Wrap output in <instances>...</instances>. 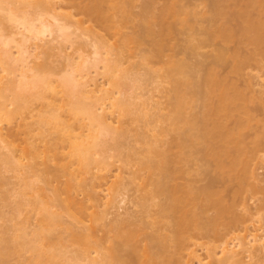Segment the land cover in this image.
Listing matches in <instances>:
<instances>
[{
    "label": "bare ground",
    "instance_id": "obj_1",
    "mask_svg": "<svg viewBox=\"0 0 264 264\" xmlns=\"http://www.w3.org/2000/svg\"><path fill=\"white\" fill-rule=\"evenodd\" d=\"M66 1H68V4H70L71 2V4L75 6L76 0ZM103 1H116L118 9L123 10L122 18L116 21H113L111 19L110 21H113V24H108L107 29H118V27H121L122 24H124L125 21L130 18L131 14L126 10L128 3L125 0H88L82 5L77 2V7L80 13L88 16V19H94L92 21L97 20V22H105V20L109 19H106L103 11L104 9L100 7L101 5H103ZM163 1L164 2L160 7L159 5H157V0H148V2L145 1L140 5V29H143V32L148 36H158V39H155L153 41L152 53L151 55H149V58L151 56H160L161 54L162 42L160 40V37L162 35H165V29H169V27L166 28V15L171 14L179 19L183 17V15L196 14L193 9H189V7L185 6L183 0ZM231 1L232 0L208 1V11H206V13L208 14L209 25L205 27V29H207L208 33H210V37L205 39L204 42L219 37L225 44V47L219 49L212 57V60H210L215 65H220V67L226 65L225 60L227 59L226 56H228L227 54L229 51L228 44L236 43L238 48L237 50L232 51L231 54L233 57H236V60H238V58L239 60L233 65L232 70L230 69L228 72L241 77L244 74V68H246L244 65L245 63H247L248 65V61L252 62L253 60L255 61L254 63H256V65L264 67V22L260 19L261 21L257 20L258 22L256 25H251L248 21V23L245 24L244 29L242 31L240 30L239 33H235L231 29H228V26L226 27L224 23L221 24L223 26L220 25V28L217 27L218 29H213V27L217 26L216 23L218 22V20H220L221 17L224 16L225 9L229 7ZM250 1L251 2L249 3H252V6L262 5V0ZM57 3H59V0H0V159L2 160V162L11 170L16 171V169L19 170V168L21 167L20 171L21 169H23L24 171H27V173L29 172L28 174L31 173L32 175H35L34 178H38L39 175H37V172L39 171L38 166L40 165V163L37 162V159L42 155V157H44V154H49L44 153L48 149L49 152L53 153V156H51L55 158V160L57 159L56 161L60 166L62 172L69 176L65 187V190L67 192L65 193L68 194L65 201H67V203H72V194L70 195L68 192L75 188L72 182L73 180L77 179L80 174H89V177L91 178L90 180L99 179V181H93L95 182L93 183V187L95 188V186H100V184L102 183V181H100V178L104 180L106 179L107 175L112 173L109 172L112 166V163H110V158L112 157V155L107 153V151L112 148L120 151V147L118 145L108 146L109 143L107 142L110 139H115L116 136L118 137L127 133V126L122 123L123 121L121 122V119L125 115H130L133 113L138 119L136 121H139V119L143 121L144 131L142 130V128L141 130L143 132L137 131L135 135L136 139H134L133 143H129L128 145L129 149L127 150V155H125L126 159L124 160L123 158L120 160H124L122 162L125 164L127 163L128 165L132 160L138 159L139 166L141 168L146 169L147 171L148 169H150V172L152 174L153 172L155 174L156 170L157 173H159L158 178L149 182V184L153 185L149 196L151 199H153L154 197H158L160 194L165 195L164 202L160 204L158 203V207H160V212H162L161 214L166 215V219H170L168 220V230H170V235L166 234V239L164 236L162 237V240L165 239L166 241V254H163V257L166 260H163V257L161 256L162 261H160V264H241L242 259L240 255L243 253L245 254V257H248V259H250V262L248 264H264L263 233L260 234L256 231L254 233L248 234V229L250 228L248 224H244V226H242L241 228V225H239L240 217L238 215L234 216L233 213L229 221L226 223V226L228 228H225V231L223 233L221 232V228H219L218 226L219 221H222L221 218L225 217V213L233 212L235 205L234 203L232 204V201L230 204L226 203L225 201L224 203L223 199L220 197L222 194L220 195L221 192L219 189H208L206 187L197 189L192 184L187 185V187H177V185L169 186L168 184H166L168 183L167 179L171 177L169 176V173H172L170 172L171 169H168L171 166L169 164H173L174 160H177L178 158L173 159L174 155L172 157V154L169 152L171 150L170 146V150L166 149V151H162L161 149H158V145L160 142L159 136L163 132V129L160 128L159 124L165 118V113H163V109L165 107V105L163 106L164 102L158 99H160V97L163 98V96L161 95L158 99H156V95L150 92L148 89L147 91L149 92L146 93V89L142 88L141 85L143 82H139V85L142 89H138L139 86L138 84H136L137 87L135 91H131L134 88L133 87L130 90L131 92H125L124 90H122L118 83V79L120 78V76H122V78L123 76H126L127 78V75H129V67L125 68L122 65L130 58V56L132 57L133 55L128 54V57H124L126 60H123L122 57L124 56V54L122 56L123 52L118 50L116 51V53H114V58L110 57L111 51L115 50H111L112 48H110L111 51L109 49H105V46L107 45L106 48H108L109 45L106 42L107 40H105L106 38L104 39L101 34L96 31L93 32L92 30L91 32L96 36V38H91L93 40L95 39L94 41L86 40L84 42L82 41V43H77L76 45L75 43L77 40L75 41V39L72 38V35L76 33L74 32L75 29L73 32L69 30L71 24L73 27L72 22H74L72 21V13L58 12ZM246 18H248V16ZM79 20L80 19H78V24L80 26L78 25L76 28L79 27L81 29L80 32L78 30L79 33H76V35L84 36L86 34V30L82 29L81 27L84 23L82 21L83 24L81 25V21ZM251 23L255 24L252 21ZM156 27L157 29H159L158 31H156ZM91 28L92 27H89L88 30H90ZM80 37L81 36H79V38ZM89 37L87 36V38ZM85 46L91 48L89 53L87 52L89 50H87L86 52L85 50H83V47ZM111 46L109 45V47ZM189 46L190 48H194L193 45ZM59 47L63 50L64 48L67 49V47H69L72 52H65L64 54V52L59 49ZM249 47L251 48V53L246 57L242 55L244 57V59H242L240 57V49ZM55 48H57L56 52L58 50L62 51L63 56L60 53L61 51L59 52L63 58L62 60V58L60 57L63 62H59V66L62 67L58 68V66L55 67V69H53V67L52 70L50 69L51 72L49 71L51 74L46 75L45 72V74H41L46 65L45 63H43V65L38 60L41 59L43 55L45 58H48V55L54 57L52 55V52H54L53 50ZM59 53L57 54L59 55ZM45 54L47 56H45ZM149 58H144V60L146 61L145 65H147V63L148 65L150 64ZM184 62L175 61L166 69L167 72L165 71L168 75H171L172 73V75L175 74L174 76H179V78H174L173 80V83L175 85V92V89L177 88L176 86L178 84H180L181 82L184 84L188 81L190 71L187 70L186 67L190 66H188L187 63L185 64ZM130 65L133 66V64ZM56 68L57 70H59L60 74L59 72H56ZM91 72H94L95 74ZM213 72L215 73V71L213 70L212 73H210V77L213 76ZM54 74L58 77L52 76ZM132 74L135 73L132 72L130 75ZM99 75H101L102 77H106L105 83L108 87L104 88L103 85H100L97 82L96 76ZM187 75L188 77H186ZM245 75L246 73L244 74V76ZM132 76H130L131 78H129L128 76V78L132 80L130 81V84L134 81V83H137V80L139 79L138 74ZM210 77H207L208 79L204 80L203 83L201 82L198 87H205V90H203V93H206L205 95L210 93L217 94V102H215V104L212 103V105L208 104L209 107L205 110L202 109L199 113H191V111H189L188 113H186V115L184 111L186 107L184 104L185 102L183 103V99L179 98L178 95H175V97H173V101L171 102L172 113H170L169 117L165 119L167 125L164 131H166L167 135L171 134L170 132L175 133V130H178L179 135L177 131L176 133L179 137L175 139L177 140V143L176 141L175 143L178 147L180 146V150L185 148L186 146H190L186 142H188V140H190L191 138H194L195 141L199 140L198 143H202L203 145V148L201 150H204L206 156H210L215 159L219 171L228 172L225 174L223 173V175H229V177L226 175V178L228 177L227 179H234L235 177H238V175H243V177L247 175L255 176L256 174L254 173V169L251 168L252 166L250 161L253 157L256 158V156V159H258V156L261 155L258 154L260 153V151L264 152V115L262 119H258L260 120V123L256 120L259 123L258 125L260 126L259 130L261 129L262 131L260 130L259 133L257 131V134L255 133V136L251 140L246 141L245 132L248 133V131L246 130H248L249 128H253L250 127L253 123L249 122L257 118V111L255 110L256 107L253 108L254 106H249L251 104L250 102H254L255 98L253 99V96L250 97L251 95L247 96V93L245 92V89L247 88L252 89L253 84L249 82L250 84H247L248 86L247 88L245 86V89L243 87H238V85L235 86V84L232 83L229 87V84H226L224 80L222 83V78L219 77L218 79H216L218 76H216V78H214L215 76H213L212 78ZM141 79L143 78L141 77ZM148 79L149 78H147L146 80L144 77V80L147 82L149 81ZM151 81H153L152 78ZM120 83L122 84L121 81ZM231 86L232 89L234 88L233 92H228L227 90H229V88L232 91ZM143 89L145 90L144 93L142 91ZM136 90H141L142 92L138 93V91L136 92ZM215 90L217 91V93L215 92ZM258 90H260L261 93H264L263 89ZM261 98L259 100H261L260 102L262 108H264V99ZM25 110L26 113L28 111L27 114L24 113ZM28 117L30 119L34 118V126H32V122L31 124H27L28 121L23 122L22 125H25V127L28 126V129L26 128L25 130H28L26 131V134H29V136L27 135V138H22L24 144L21 146V148H17V143L15 144L16 137L12 134V132L9 133L10 131L7 132L4 129L6 128V125H11L15 120L20 119L24 121L25 119L27 120ZM207 119H210V124L207 123ZM182 123L185 125H183ZM179 124H182V127H180ZM35 130H37V135L41 139L40 141H42V143H46L47 141H49L47 138V135H49V133L52 136L54 135L52 137V142L48 146V148L46 145H44L45 149L47 148L46 150L44 148L41 150L39 141L37 143L35 142V139L32 135L35 134V132L32 133ZM48 131L49 133L46 134L45 132ZM151 136L153 141L150 139ZM172 141L174 142V139ZM134 142L140 144L144 143L145 145H147V154H154L157 159L153 160L150 158V156L147 157V154L144 155V153L137 150L136 146L133 145L135 144ZM230 144H233L234 147L235 145H238V149L236 148V154L231 151L233 147H230L233 145ZM3 149L6 151H3ZM60 149L66 151L62 152ZM59 150L61 151V154L59 156L57 155V153L54 154L53 151L57 152ZM198 151H200V149ZM61 155L62 157L60 158ZM176 157H178V155ZM227 157H229V161L227 163H224V158L226 159ZM62 159L64 161H62ZM260 159H262V162L264 161L263 155L262 157L260 156ZM50 161L51 160L49 159V162ZM177 161L180 162V160ZM41 163L43 162L41 161ZM174 163L176 164V162ZM7 166L6 168H8ZM130 166H132V164ZM96 172H98L99 174ZM122 172L123 171L117 173L115 176L118 178V180H114L116 181L115 184L118 185L119 190L127 189L126 187L128 184L132 185L133 183V185H135L136 182L138 183V181L136 180L139 179L140 181L141 179L140 174H138L137 171H129L128 173H131L132 176H129L127 181H122L121 179L123 177H120V174ZM27 173L26 175H28ZM233 175H235V177L230 178V176L233 177ZM22 177L23 186H20L23 189L21 188V190L18 191L20 192L18 194L26 197L24 198L25 203L23 204L25 206L27 202V205L31 206L32 209H30L33 210V214L36 215V222L34 221V223L32 220V222L34 223L33 224L31 220L27 219L24 223H22L23 221L21 223L16 222L17 224L14 222L15 224L12 223L13 226L11 227V229H9V232L11 231L12 235L11 233L8 234L11 235L10 237H12L10 242L19 245L23 252H29V254L31 255H29L30 259L27 264H60V262L62 264H114L115 262L118 264H159L158 262H156V259V261H154L155 252H150L151 250L143 249L140 245L137 244L131 245L128 251V255L130 254L128 258L126 257L122 259L117 252L118 248H114L109 253H102L100 250H98L97 246H94V243L92 244V242L90 241V237H92L93 234L87 232L89 229L87 227L84 230L82 229V231L80 232H75L74 229H71L72 227L66 228V226L64 225V233L67 232L66 230H73L74 232L72 231L70 235L72 242L78 243L79 245H81V248L78 251H74L70 254L67 249L56 251V249L49 244L47 233L53 228V225L55 226L59 223L58 219H61L59 218V216L57 217V213L54 212L56 211L54 209V201L59 197L60 190L57 188L53 189L56 199L53 200V202H50L51 199L46 200L45 194L42 195L43 187H36L35 184L31 182V179L33 177L28 180L27 178L25 179L26 176ZM239 177L237 179L241 180L242 177ZM44 181H47L48 185L52 183V179L51 181L49 179H44ZM239 182L241 185V181ZM262 182V185H260L261 182H259V184H252L251 186L249 185L250 187L248 186V188H246V186L242 184L239 188V192L237 193L239 194L247 190H249L253 194L262 193L263 197L259 204L261 203L262 208H264V179L262 180ZM193 187L196 189H194ZM21 191L23 192V194H21ZM120 192L122 191L120 190ZM114 193H118L119 196L118 190L117 192L114 191ZM123 193L124 192H122V197L120 198V200H118V205L125 201L123 197L125 193ZM28 194L31 198H28ZM107 196L109 198H107V208L105 207V209L99 212L96 210L97 213H95L96 211H93L95 216L94 218L96 220H105L112 214L109 220L111 223L109 221L108 222L112 224L114 228H116L119 237H121L126 242H129L134 235V231H129L125 234H122L123 232L120 231L122 225L123 227L124 225H136L135 227H139L140 224L141 228H143L144 225V227H146V221H144L145 218L143 217H148V219L149 217H152L150 216V205L147 203H142L145 214H143V216H139L138 218L135 216V214L133 213V209H130V207L128 209L124 206L123 208L119 206L121 210L117 209L116 207L117 210L115 209V212L112 213L109 211V209L115 207V205H113L114 202L113 204H110L113 201L111 190L106 194V197ZM22 202L23 200L18 203L20 208L21 206H23V204L20 205ZM190 205H193V207H200V211L197 212L195 209L191 210L192 206ZM91 206L96 207L97 209V207L101 206V204H98L97 202L96 204H94L93 202L91 203ZM187 207H190L191 209H187ZM208 207L214 209V213L212 216L202 219L201 217L206 212V210L209 209ZM13 208L11 215L14 216L12 218H9L11 220L22 214L20 212L22 210H19L20 208H18V206H13ZM200 219H202L203 221ZM193 228L199 231V236L201 235L202 238H206V235L211 236H208L210 242H207L208 240H205V242L200 243L205 252L204 258H201L200 254L196 252L194 247L189 248L191 246L190 243L192 245L196 243V241L192 243L191 240H188V237H191L192 235L189 229L193 230ZM200 228H203L204 231H201ZM197 230L193 231H196L197 234ZM186 231H189L186 234L188 237L184 235ZM188 233H191V235L189 236ZM60 236L62 237V235ZM199 236H197V238ZM185 237L187 238V241H189L187 242L185 240L186 244L188 245L189 243L190 245L188 247L186 246V244H183ZM146 238H148L149 241L156 240L153 246L157 248L158 253L160 251H165V244H160V237L155 238V236L153 237L150 235ZM3 240L6 242V238ZM3 240L0 239V241ZM155 243H157V246L155 245ZM169 243H173L171 244L173 248L170 246L172 248L170 252V248L168 249ZM182 244L185 247L184 249ZM63 245V242L60 241V246L62 247ZM158 253L155 255H158ZM92 254L94 255L91 256ZM160 255L161 254H159L158 256Z\"/></svg>",
    "mask_w": 264,
    "mask_h": 264
},
{
    "label": "rangeland",
    "instance_id": "obj_2",
    "mask_svg": "<svg viewBox=\"0 0 264 264\" xmlns=\"http://www.w3.org/2000/svg\"><path fill=\"white\" fill-rule=\"evenodd\" d=\"M87 1L88 0H76L75 6L73 4H71V2H70V4H68V1H66V0H59V3H57V9H58L57 11L58 12H60V13H67V12L72 13V17H73L72 21H74L77 25L74 22H72L73 27L71 24V27L69 29L71 32H73L74 29H75L74 32H76L77 34L80 32L81 28H79V27L76 28L79 25L78 19H80L79 21H81V25L84 23L81 26L82 29L86 30L85 33L87 34L88 37L90 35V37H89L90 39L87 38L86 34L84 36L79 35V36L83 37V38L80 37L81 38L80 39L79 36L76 35V33H74V34L71 33V34H73L72 38L75 39V41L77 40L75 44L77 45V43H82V41L84 42L86 40L92 41L93 39H91V38H96V36H95V34H93L91 32V30L93 32L94 31L98 32L99 34H101L103 36L104 39L106 38L105 40H107L106 42L110 46L112 44L111 47H109V45H108V48H106V46H107L106 45L105 49L110 50V48H112L111 50H115V51L110 50L111 51V55L109 54L110 57L114 58L115 57L114 53H116V51H118V50L123 52L122 53V56L124 54V56L122 57L123 60H126L124 57H126L128 54L133 55L132 57L130 56V58L127 61H125L122 65L125 68L129 67L128 70H130V73H128L129 75H127V78H126V76H123V78H122V76H120V78L118 79L119 80L118 83L120 85V88H122V90H124L125 92H129L134 87L131 91H133V90L135 91V89L137 87L136 84H138V86H139L138 89H140L141 86L139 85V82H141V83L143 82L142 84L140 83L142 85V88L146 89V91L148 89L150 92L154 93L156 95L155 98L157 97L156 99H158L159 96H161V95L163 96V98L160 97V99H158V100H161L164 102L163 106L165 105V107L163 109L164 111L162 110L163 113H165L164 114L165 118L159 124L160 128L163 129V132L159 136L160 142L158 145V149H161L162 151H164V150L166 151V149L170 150L169 148L171 147V150L169 152L172 154V157L174 155L173 159L178 158L177 160H180V162L177 160H174V162H176V164L174 162H173V164L172 163L169 164L171 166L168 169L169 170L171 169L170 172H172V173H169L170 174L169 176H171L169 178H171V179H169L168 177H167L168 179L166 178L167 182H168L166 184H168L169 186H176L177 185V187H179V186L180 187H187V185L192 184L197 189L198 188L199 189L204 188V187H206L208 189L209 188L210 189H212V188L213 189H219L221 192L220 195L222 194L220 197L223 199V202L225 201L226 203L230 204L232 201V204L234 203V205H235L233 212L225 213V215H224L225 217H222L221 218L222 221H219L218 226H219V228H221L220 229L221 232L223 233L225 231V228H228L226 226V223L229 221L230 217L234 214V216L238 215L240 217L239 225H241V228H242V226H244V224H248V226L250 227L248 229V234L254 233L257 231L258 233H260V234L263 233V235H264V208H262L261 203L259 204V202H261L263 194L262 193H256V194L254 193L253 194L249 190H247L245 192H241L239 194L237 193V192H239V188L241 187L242 184L245 185L246 188H248V186L249 185L251 186L252 184H257V183L259 184V182H261L260 185H262V183H263L262 180L264 179V161L262 162V159H260V156L262 157V155H263V157H264V152L260 151V153H258V154H261V155L258 156V159H256L257 158V156H256V158L253 157L254 159L252 158V160L250 161L251 166H252L251 168L254 169V173L256 174L255 175L256 177L254 175H251V176L247 175L245 177H243V175H238V177L239 176L242 177L241 180H238L237 179L238 177H235V175H233V177L230 176V178L235 177L236 179L235 178L234 179H227L229 177V175L226 174L228 176L226 178V175H223V173L225 174L228 172L227 171L226 172L219 171L218 166L216 165L217 163H216L215 159H213V157L206 156V154L204 153V150L203 151L201 150L203 148V145H202V143L201 144L198 143L199 140L195 141L194 138L193 139L191 138L190 140H188V142H186L190 146H186L185 148L180 150V148H179L180 146L178 147L176 145L177 140H175L179 137V136H177L178 130H175V133L170 132L171 134H167V135H166V131H164V129H166V125H167V122L165 119L167 117H169L170 113H172L171 112V108H172L171 102L173 101V97H175V95H178L179 98L183 99V103L185 102L184 103L186 106L185 110H184L185 114L188 113L189 111H191V113L192 112L193 113H196V112L199 113L202 109L203 110L207 109L209 107L208 104L212 105V103L215 104V102H217V99H218L217 94L210 93V94L205 95L206 93H203L204 92L203 90H205V87L204 86L198 87V85H200L201 82L203 83L204 80H207L210 77V73H212V71L214 70L215 71V73L213 72V76H215L214 78H216V76H218L216 79H218L219 77L222 78L221 79L222 83L224 80V82L226 84H229V87L232 83V84H235V86L238 85V87H241V88L243 87L245 89V86H246V88L248 86L247 84H250V83L253 84L252 89H250V88L245 89L247 96L251 95L250 97L253 96V99L255 98L254 102H250L251 104L249 106H251V107L254 106L253 108H255V107L257 108V109L255 108V110L257 111V112L255 111L257 114L256 115L257 118L255 120H252L249 122V123H253L252 124L253 126L250 124L251 125L250 127H253V128H249L248 130H246V131H248L249 134L247 132H245V140L246 141L251 140L255 136V133L257 131H258V133L260 132L261 129L259 130L260 126L258 125L260 123V120H258V119H262V117L264 115V108H262V105L260 102L261 100H259L261 97H262L261 99H264V93H261L260 90H258V89H263V91H264V67H260V66L256 65V63H254L255 61L252 60V62L248 61L249 62L248 65H247V63H245V65H244L246 67V68H244V74L246 73L245 76L243 74V76L239 77V76H236V75L228 72L230 69L232 70L233 65L236 62H238V60H239V58H238V60H236V57H233L231 54L232 51H235L238 48L236 43L228 44L229 51L227 54L228 56H226L227 59L225 60L226 65H224L223 67L222 66L220 67V65L217 66L212 61H210V60H212V57L216 54V52L219 49H222L223 47H225V44L222 42V40L219 37L211 39L210 41L204 42L205 39L210 37L209 36L210 33H208V30L205 29V27H207L209 25L208 24V14L206 13V11H208V1L209 0H183V3L185 4V6L189 7V9H193L196 14H189L188 13L189 15H183V17H181L179 19L174 17L171 14L166 15V28L169 27V29H165L166 30L165 35H162L160 37V40L162 42L161 54H160V56H151L150 58H149V55H151V53H152L153 41L155 39H158V36H156V37L155 36H148L143 32V29H140L141 17L139 16L140 5L142 3H144L145 1L148 2V0H125L128 3L126 10L128 11V13L131 14V16H130V18L127 19V21H125L124 24H122L121 27H118V29H107L108 24H110V23L113 24L112 23L113 21L121 19L122 15H123V13H122L123 10L118 9L116 1H111V2L103 1V3L101 2L103 5H101L100 7L104 9L103 11H104V15H105L106 19H109V20H105V22L102 21L103 23L100 21L97 22V20L92 21L94 19L90 20L87 18L88 17L87 15H84V14L79 12L78 7H77L78 3L82 5ZM163 2H164L163 0H157V5H159V7H160L161 4H163ZM249 2H251V1L250 0H232L231 3L229 2L230 3L229 7H227L225 9L224 16H222L221 19L218 20L219 23L217 22L216 23L217 26L213 27V29L220 28L221 26H223L221 24L224 23L226 27L228 26L227 27L228 29H231L235 33H239L240 30L242 31L244 29L245 24L248 23V21H249V24H251V25H256L260 19L264 22V0L261 1L262 5H260V6L259 5L258 6L257 5L252 6L251 5L252 3H249ZM76 3H77V5H76ZM111 3H112V5H111ZM260 7H262V8H260ZM247 16H248V18H246ZM111 19L113 21H110ZM82 21H83V23H82ZM251 21L254 22L255 24L251 23ZM220 22H222V23H220ZM101 25H102V27H101ZM103 25H105V26H103ZM87 27L88 28L92 27L93 29L91 28L90 30H88ZM78 30H79V32H78ZM87 30H88V32H87ZM158 30L159 29H157V27H156V31H158ZM75 36H77V37H75ZM84 37H86V38H84ZM199 42H201V43H199ZM189 45H191V46L193 45L194 48H192V47L190 48ZM62 46H64V45H62ZM80 46H81V44H80ZM64 47H66V46H64ZM85 47H83V50H85V52L87 50H89V51H87L89 53L91 48L86 47V49H85ZM59 49H61V48L59 47ZM250 49H251L250 47L240 49V54H241L240 57L242 59H244V57L242 55H244L245 57L248 56L251 53ZM56 50H57V48H55L53 50L55 53L52 52L53 53L52 55L54 57H52L51 55L50 56L48 55V58H45L43 55L41 57V59L38 60L42 64L45 63V65H46L44 67V70H42L41 74H45V73H46V75L51 74L50 72H51L52 68L54 67L53 69H55V67H58L60 65L59 62H61L63 60L62 51L64 52V54H65V52L66 53L72 52V50H70L69 47H67V49L64 48V50L61 49L62 50V51L60 50L61 52L59 50L56 52ZM59 52L62 54V56ZM57 53H59L60 56ZM45 56H47V55L45 54ZM60 57L62 58V60ZM145 57L149 58L150 64L148 65V63H147L148 67H147V65H145V63H146V61L144 60ZM175 61L176 62L177 61H179V62L185 61L184 63L185 64L187 63V65L190 66V67H186L187 70L190 71L189 77H188V75L186 76V77H188V81L186 80L187 82L184 84L182 82L180 84H178L176 86L177 88L175 89L176 92L174 91L175 85L173 83L174 82L173 80H174V78H176V79L179 78V76H177V75H176L177 77L174 76L175 75L174 73H173L174 75H172V73H171V75L170 74L168 75L166 73L167 72L166 69ZM129 63L133 64V66L130 65ZM126 65H127V67H126ZM60 67H62V66H59L58 68H60ZM130 68L134 69V70H131ZM90 69H92V68H90ZM135 69H136V71H135ZM56 70H57V68H56ZM131 71L135 74H138L139 79L137 80L138 82L136 81L137 83H134L135 82L134 81L130 84V81H132L131 79H129V78H131L130 76L135 75V74L130 75L132 73ZM56 72H59V70H57ZM91 73L95 74L94 72H91ZM126 73H125V75H126ZM59 74H60V72H59ZM93 74H91V75H93ZM140 74H142V75H140ZM164 74H166V75H164ZM52 76L58 77L55 74ZM128 76H129V78H128ZM140 76L143 79H141ZM143 76L145 77L146 80H147V78H149L148 80L150 82L145 81ZM162 76H163V78H162ZM213 76H211L210 78H212ZM96 78H97V82L100 85H103L104 88L108 87L105 83L106 77H102L101 75H99V76H96ZM151 78L153 79V81H151ZM120 81L122 82V84L120 83ZM144 82H145V84H144ZM133 84H135V85H133ZM147 84L150 88L147 86ZM121 86H123V87H121ZM232 86H231V89H232ZM144 89L142 90L143 93L145 91ZM151 89H152V91H151ZM159 89H160V91H159ZM233 89L231 91L229 88V90H227V91L233 92ZM137 91H138V93L142 92L141 90H136V92ZM149 91H147L146 93H148ZM215 92L217 93L216 90H215ZM261 94H263V95H261ZM206 102H209V103H206ZM202 104H203V107H202ZM24 113H26V110ZM27 113H28V111H27ZM130 115H125L126 117L124 116L121 119V122L123 121L122 123H124V125L127 126L126 127L128 130L127 133L124 135L118 136V137L116 136L115 139L114 138L112 140L110 139L107 142V143H109L108 146L118 145L120 147L119 148L120 151H117L114 148L107 151V153L112 155V157L110 158L111 159L110 163H112L111 164L112 166H111L110 171H109L110 173L111 172L112 173L111 174L108 173L109 175H107L106 179H104V180L102 178H100V181H102L103 184L101 183L100 186L98 185L99 187L95 186V188L93 187V183H95L93 181H99V179L90 180L91 178L89 177V174H82L84 177L80 174L79 177L77 179L73 180V182H72L75 188L72 189L70 192H68L70 195L72 194L71 195L72 200H73V201H71L72 203H67V201H65L66 197L68 196V194H66L67 192L65 190V187H66V182H67V179L69 178V176L67 174H65L64 172H62L60 166L58 165V163L56 161L57 159L55 160V158L52 157L53 153L49 152L47 149L48 146L52 142V137L54 136V135L52 136L49 133V131L45 132L46 134L49 133V135H47L48 137L46 136L49 140L46 142L47 144L42 143V141H40L41 139L37 135V130L32 132V133L35 132V134H32V135H33L36 143L39 141V143L41 145V150L43 148L45 149L44 145H46L47 150L45 149L46 152H44V153H49V154L43 153L46 157L45 156L42 157L43 156L42 155L40 158L37 159L38 160L37 162L40 163V165L38 166L39 171L37 172V175H39L38 178H34L35 175H32L31 173L28 174L29 172L27 173V171H24L23 169H21V171H20L21 167L19 168V170L16 169V171L11 170L0 159V163L2 162L0 164V177H1L0 178V217H1L0 218V236H1L0 239L3 240L6 238V242L4 240H3L4 242L0 241V242H2V243H0V264H24V263L27 264L29 259H30L29 258V255H30L29 252L28 253H26L25 251L23 252V250L21 249V247L19 245H16L13 242H10L12 239V237H10L12 235V232L11 231L9 232V229H11L13 224H15L16 222L21 223L23 221L22 223H24L26 221V219L31 220V222H32V220H33V222L34 221L36 222V218H35L36 215L33 214V212H32L33 210H31L32 209L31 206H28L27 202H26L25 206L23 204V203H25L24 198H26V197H23V195L21 196L18 194V193H20L18 191L21 190V188H22L20 186V185H22V180H23L22 176H24V177L26 176L25 179L27 178V180L31 179L33 177L31 179V182H33L36 187H39V186L43 187L42 188V195L45 194L46 198L45 197L44 198L46 200L51 199L50 202H53V200L56 199L53 189L57 188L60 190L59 197L57 198V200L54 201L55 207L53 206L54 209L56 210L54 212L57 213L56 214L57 217L59 216V218H61V219H58L59 220L58 222L60 224L57 222L58 224H56L55 226L53 225V228L47 233L48 234V242L52 247H54L56 249V251H61V250L67 249L69 251V254H70L74 251H78L81 248V245H79L76 242L75 243L72 242L70 235H71V232L73 230H70V231L66 230L67 232L64 233L65 232L64 231L65 226H66V228L72 227L71 229H74L75 232H78V231L80 232V231H82V229L84 230L87 227V228H89L87 232L90 234L92 233L94 235V236L92 235V237H90V241L92 242V244L94 243V246H97L98 250H100L102 253H109L114 248H118L117 252L122 259H124L126 257L128 258V256L130 255V254L128 255V251H129L132 244L140 245L143 249L151 250L150 252H155V254H157L158 250L156 247L153 246V244L156 240L155 241L154 240L149 241L148 238H146V237H149L150 235L153 237L155 236V238L160 237V241H161L160 244L161 245L165 244V251L164 252L160 251L158 253V255L161 254L160 256L154 254V256H155L154 261L157 260L156 262H158L159 264L161 263L160 262V261H162L161 256L163 257V254H166V241H165L166 234L168 235L170 233V230H168L169 229L168 220H170V219H166V215L161 214L162 212H160V207H158V205L160 203L164 202V200H165L164 196L165 195L160 194L158 197H154L153 199H151L149 196L151 193V190L153 188V185L149 184V182L151 180H155L156 178L159 177V175H158L159 173H157L156 169H155L156 173L154 174V172H153V174H152L150 172V169H148V171H147L146 169L141 168L139 166V162H138L137 158H134L137 160H132L131 163L128 165H127V163L125 164L122 162L126 159L125 155H127L126 153H127V150L129 149L128 148L129 143L130 144L133 143L134 139H136L135 135H136L137 131H139V132L144 131L143 121L140 119H139V121H136L138 119L136 118L135 114H133V113ZM134 118H135V120H134ZM33 119L34 118L30 119L29 117L27 120L25 119L24 121L17 119L15 121H13L14 123L12 122L11 125L10 124L8 126L6 125V128L4 126V128H5L4 130H6L7 132L10 131L9 133L12 132V134L16 137V138L15 137L14 138H15V144L17 143L16 144L17 148H21V146L24 144L22 138H27V135L29 136V134H26V131H28V130H25L26 128L28 129V126L25 127V125H22L23 122L28 121L27 124H31V122H32V126H34V123H33L34 120ZM132 120H134V121H132ZM256 120L259 121V123ZM262 122H263V120H262ZM207 123L208 124L211 123L210 119H207ZM255 123H256V126H255ZM182 124H179V126L182 127ZM183 125H185V124H183ZM186 126H188V125H186ZM261 127H262V125H261ZM129 128L131 131L129 130ZM141 128L143 131L141 130ZM183 128H184V126H183ZM176 131H177V133H176ZM131 135H132V137H131ZM178 135H179V133H178ZM36 139H37V141H36ZM150 139L153 141L152 136L150 137ZM173 139H174V142L172 141ZM175 141H176V143H175ZM133 145L136 146L137 150L144 153V155L147 154L146 149H148V148H147V145H145L144 143L140 144V143L136 142ZM230 145H233V144H230ZM232 147H233V149L231 151L236 154L237 149H238V145H235V147L233 145L230 148H232ZM199 149H200V151H198ZM60 150L57 152L56 151H53V152H54V154L57 153V155L59 156L61 154L60 153L61 151L62 152L66 151V150L64 151L63 149L61 151ZM1 151H2V149H1ZM3 151H6V150L3 149ZM58 152H59V154H58ZM173 152H174V154H173ZM235 154H232V155H235ZM47 155H49V156H47ZM177 155H178V157H176ZM146 156L147 157L150 156V158L153 160L157 159L154 154H147ZM183 156H185V157H183ZM61 157H62V155L60 156V158ZM123 158H124V160L121 161L120 159H123ZM183 158H185V159H183ZM49 159L51 160L50 162H49ZM41 161L43 163H41ZM62 161H64V160L62 159ZM108 161H109V159H108ZM134 161H135V163H134ZM224 161H225L224 163H227L229 161V157H227L226 159L224 158ZM133 163H134V165H133ZM121 164H123L124 166ZM131 164H132V166H130ZM45 165H47V166H45ZM6 166L8 168H6ZM47 167H48V169H47ZM118 167H119V169H118ZM118 170H120V171H118ZM121 171H123L122 172L123 174L122 173L120 174V177H123L121 179L122 181H127L129 176L130 177L132 176L131 173H128L129 171H137L141 177L140 181L141 180L142 181L140 182L138 179V180H136V181H138V183L136 182L135 185H133V183H132V185L128 184L126 187L127 189H120L122 192L125 193V195H123L125 201H123L121 204L118 205L117 203L119 202L118 200H120V198L122 197V192H120L118 185L115 184L116 181H114V180H118V178L115 175ZM152 171H153V169H152ZM25 172L28 175H26ZM96 173H98V172H96ZM37 175H36V177H37ZM56 175L58 176V178ZM6 178H7V180H6ZM20 178H21V180H20ZM44 179H49L50 181L52 179V183L50 182L51 184L48 185L47 181H44ZM89 180H90L91 184H90ZM239 181H241V185H240ZM189 182H191V183H189ZM147 183H148V185H147ZM137 184H138V186H137ZM141 185H142V189H141ZM108 187L111 190V195H113V197H112L113 201L110 204H113V202H114L113 205H115V207H113V205H112V207L114 209L113 208L109 209V211L112 213L115 212L116 207L119 210H121L120 207L123 208V206L128 208V209L130 207V209H133V213L138 218L139 216H143V214H145L144 213L145 211H144L142 205L144 203H147L150 205V207H149L150 208V216H152V217H149L150 220L148 219V217H145V216L143 217V218H145V220L144 219L143 220L146 221V227H144L145 226L144 225L143 228H141L140 224H139V227H135L136 225L135 226H133V225H131V226L126 225L125 226L124 225V227L122 225V228L120 227L121 228L120 231L123 232L122 234H125L129 231H134V235L132 236V239L129 242H126L121 237H119L117 234L116 228H114V226L112 224H110L111 222L109 220H110L112 214H111V216H108L105 220H102V219L96 220L94 218L95 217L94 212L96 210L99 212V211L105 209V207L107 208L108 196L106 197V194L110 192ZM114 187H115V189H114ZM196 188H194V189H196ZM117 190L119 191V196H118V193H114V191L117 192ZM21 194H23V192ZM24 196H25V194H24ZM28 196H27L28 198H31L29 194H28ZM233 197H236V198H233ZM21 199L23 200V202L20 204V205L23 204V206H21L22 209L19 207V204H18V203H20V201H22ZM243 200H244V202H243ZM137 201H138V203H137ZM93 202H94V204H96V202L98 204L100 203L101 206L97 207V209H96V207L91 206V203H93ZM152 202H154V203H152ZM136 203H137V205H136ZM139 203H141V204H139ZM132 204H133V206H132ZM153 204H155V205H153ZM13 206H15V207L18 206V208H20L19 210H22V211H20L22 214L18 215V217H15L14 219L11 220L9 218H12L14 216V215H11V212L14 209ZM190 206H192L191 207L192 209L190 207H187V209H191V210L195 209L197 212L200 211L199 210L200 207L199 208L193 207V205H190ZM94 208H95V210H94ZM138 209L141 211H139ZM207 210L202 215V217H201L202 219H205L206 217H210L213 215L214 209L209 208ZM97 211L95 213H97ZM140 214H142V215H140ZM1 215H3V216H1ZM203 216H204V218H203ZM202 219H200V220H202ZM147 221L148 222L150 221V222L148 223ZM90 227H91V229H90ZM259 227H260V229H259ZM77 228H78V230H77ZM139 228H141V229H139ZM256 228H258V229H256ZM190 229H189V231L192 233V235H191V233H188V234H189V236L191 235V237H188L186 235L187 232H189V231H186L184 233V235H186V237H188V240H191L192 243L194 241H196V243L194 245H192L190 243L191 246L189 245V243L187 245L186 244V241H187L186 237L184 238V241H183L184 243L183 242L182 243L186 244L187 247L190 246L189 248L194 247L196 252L200 254L201 258H204L205 252H204L203 248L201 247L200 243L205 242V240H208L207 242H210V240L208 239V236L209 237H211V236L206 235L207 236L206 237L207 239H206V238H202V236L200 235L201 236V238H200L199 231L197 229L193 228V230H197V232H198L197 234H196V231L194 232L193 230H190ZM200 229H201V231H204L203 228H200ZM201 231H200V233H201ZM8 233L9 234L11 233V235H9ZM8 235H9V237H8ZM60 235H62V237ZM163 236L165 237V239L162 240ZM197 236H199V237L197 238ZM63 237H64V239H63ZM196 238H197V240H196ZM7 240H8V242H7ZM60 241H62L64 244L62 247L60 246ZM187 242H189V241H187ZM171 244H173V243H169V245H168V249L170 248L169 252L173 248L171 246ZM183 244H182V246L184 249L185 247ZM155 245L157 246V243H155ZM174 247H175V245H174ZM200 248H202V249H200ZM93 255L94 254H92L91 256H93ZM159 257H160V259H159ZM240 257L242 259L241 264H248L250 262L249 261L250 259H248V257H245L244 253L241 254ZM164 259L165 258L163 257V260ZM60 264H62V263L60 262ZM114 264H118V263L115 262Z\"/></svg>",
    "mask_w": 264,
    "mask_h": 264
}]
</instances>
